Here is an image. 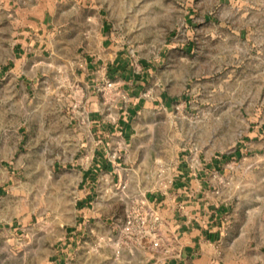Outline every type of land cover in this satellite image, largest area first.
<instances>
[{
	"label": "crops",
	"instance_id": "0c3cea01",
	"mask_svg": "<svg viewBox=\"0 0 264 264\" xmlns=\"http://www.w3.org/2000/svg\"><path fill=\"white\" fill-rule=\"evenodd\" d=\"M17 1L15 31L0 35V106L14 107L12 122L0 118V264H264V204L247 210L228 183L244 140L229 153H178L166 185L151 188L150 174L156 115L191 107L195 35L236 37L255 52L253 7L242 1L236 20L232 0H194L183 32L136 58L103 0H44L41 12L37 0ZM22 106L36 119L23 120ZM27 165H50L52 187L45 216L29 227L6 215L18 208L7 190L23 184ZM132 215L144 222L126 232Z\"/></svg>",
	"mask_w": 264,
	"mask_h": 264
},
{
	"label": "rangeland",
	"instance_id": "374dc122",
	"mask_svg": "<svg viewBox=\"0 0 264 264\" xmlns=\"http://www.w3.org/2000/svg\"><path fill=\"white\" fill-rule=\"evenodd\" d=\"M103 1L116 24L117 40L129 46L136 58H142L157 55L171 37L178 31L183 32L187 8L194 0ZM232 1L234 6L228 12L236 20L245 16L242 1L253 7L248 16L261 30V36L255 37L256 41H261V49L258 44L255 52H247L236 37H231L227 44L204 42L201 35H195L198 58L196 68L191 70L196 77L195 87L188 94L191 107L156 115L158 121L155 137L151 139L150 157L151 180L155 183L152 181L151 188L166 185L172 178L173 165L170 164L177 160L178 153L189 152L193 157L214 151L229 153L244 140L246 151L242 165L230 169L228 183L231 196L253 211L264 204V0ZM43 3L44 0L36 1L40 12ZM20 4L17 0L10 3L0 0V35L15 31L10 18ZM215 52L219 55H214ZM68 78L67 74L54 75V83ZM13 117V106H0L1 119L12 122ZM22 119L35 120L36 113L31 112L29 106H22ZM27 166L23 184L7 190V205L16 202L18 208L14 211L7 207L6 215L29 220L26 225L29 227L40 221L41 215L45 216L46 195L51 194L52 187L46 176L50 165H42L40 173L37 165ZM57 188L54 184V193H61V187ZM27 232V228L22 230L23 240L28 239Z\"/></svg>",
	"mask_w": 264,
	"mask_h": 264
},
{
	"label": "built area",
	"instance_id": "2783aa9c",
	"mask_svg": "<svg viewBox=\"0 0 264 264\" xmlns=\"http://www.w3.org/2000/svg\"><path fill=\"white\" fill-rule=\"evenodd\" d=\"M153 216V215H152ZM156 221L158 220L156 217L154 218ZM144 222L143 218L139 215H132V216H128L127 220H126V225H125V231L129 232L131 231L132 227L134 226V224L136 222ZM153 246L157 247L158 243H153Z\"/></svg>",
	"mask_w": 264,
	"mask_h": 264
}]
</instances>
